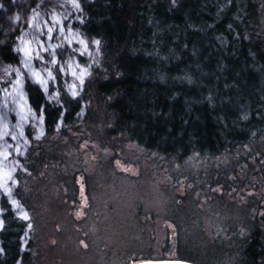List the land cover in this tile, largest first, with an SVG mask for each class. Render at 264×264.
Segmentation results:
<instances>
[{
  "label": "trees",
  "instance_id": "trees-1",
  "mask_svg": "<svg viewBox=\"0 0 264 264\" xmlns=\"http://www.w3.org/2000/svg\"><path fill=\"white\" fill-rule=\"evenodd\" d=\"M49 5L0 0V63L18 62L17 17ZM77 6L98 57L76 95L58 74L55 99L25 85L42 135L30 138L15 174L13 194L28 219L0 202V264H133L171 255L264 264V0ZM116 164L140 170L131 176ZM161 168L170 207L202 213L201 242L160 216L155 198L148 200L155 213L137 202V182ZM117 210L132 225L122 228ZM192 247L197 256L184 253Z\"/></svg>",
  "mask_w": 264,
  "mask_h": 264
},
{
  "label": "rangeland",
  "instance_id": "rangeland-1",
  "mask_svg": "<svg viewBox=\"0 0 264 264\" xmlns=\"http://www.w3.org/2000/svg\"><path fill=\"white\" fill-rule=\"evenodd\" d=\"M45 1L51 5L45 9H30L26 16L17 17L19 34L15 52L18 62L15 65L0 63V202L2 199L7 200L16 215L24 220L28 219L25 218L26 211L13 194L15 174L21 168L19 160L30 138L42 135L41 115L29 105L25 85L38 86L47 99H55L58 91L54 86L58 74L62 87L69 94L76 95L98 57L97 41L89 39L80 29L77 0ZM138 165L124 167L116 164L121 171L131 176L139 172ZM168 176L164 168L156 170L153 180L143 176L137 182L143 185V196L140 195L137 202L143 204L150 213H155L158 211L157 205L154 207L149 202L155 198L160 216L169 220L171 218L179 228L192 230V242L199 243L200 236L195 231L200 227L202 213L192 207L181 212L170 207L169 196L163 189L170 183ZM115 216L122 228L131 222L121 210H117ZM145 218H149L148 214L141 217L142 220ZM192 248L184 253L197 256L198 251Z\"/></svg>",
  "mask_w": 264,
  "mask_h": 264
},
{
  "label": "water",
  "instance_id": "water-1",
  "mask_svg": "<svg viewBox=\"0 0 264 264\" xmlns=\"http://www.w3.org/2000/svg\"><path fill=\"white\" fill-rule=\"evenodd\" d=\"M133 264H196V263L187 260L177 259V258H165L158 260L140 261Z\"/></svg>",
  "mask_w": 264,
  "mask_h": 264
},
{
  "label": "snow or ice",
  "instance_id": "snow-or-ice-1",
  "mask_svg": "<svg viewBox=\"0 0 264 264\" xmlns=\"http://www.w3.org/2000/svg\"><path fill=\"white\" fill-rule=\"evenodd\" d=\"M98 43V42H97ZM73 95H75V93H73ZM25 218H27V217H25Z\"/></svg>",
  "mask_w": 264,
  "mask_h": 264
},
{
  "label": "bare ground",
  "instance_id": "bare-ground-1",
  "mask_svg": "<svg viewBox=\"0 0 264 264\" xmlns=\"http://www.w3.org/2000/svg\"><path fill=\"white\" fill-rule=\"evenodd\" d=\"M14 101H15V99H14Z\"/></svg>",
  "mask_w": 264,
  "mask_h": 264
}]
</instances>
